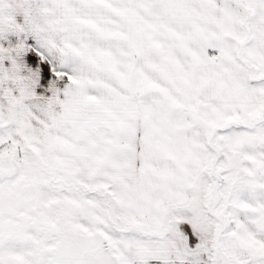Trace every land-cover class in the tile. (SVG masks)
<instances>
[{
	"label": "snow or ice",
	"instance_id": "6c2138e0",
	"mask_svg": "<svg viewBox=\"0 0 264 264\" xmlns=\"http://www.w3.org/2000/svg\"><path fill=\"white\" fill-rule=\"evenodd\" d=\"M0 264H264V0H0Z\"/></svg>",
	"mask_w": 264,
	"mask_h": 264
}]
</instances>
